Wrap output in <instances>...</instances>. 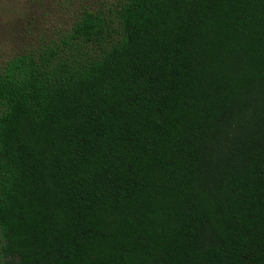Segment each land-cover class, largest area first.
<instances>
[{
  "label": "trees",
  "instance_id": "trees-1",
  "mask_svg": "<svg viewBox=\"0 0 264 264\" xmlns=\"http://www.w3.org/2000/svg\"><path fill=\"white\" fill-rule=\"evenodd\" d=\"M0 264H264V0H116L8 59Z\"/></svg>",
  "mask_w": 264,
  "mask_h": 264
},
{
  "label": "rangeland",
  "instance_id": "rangeland-1",
  "mask_svg": "<svg viewBox=\"0 0 264 264\" xmlns=\"http://www.w3.org/2000/svg\"><path fill=\"white\" fill-rule=\"evenodd\" d=\"M116 0H0V69L11 57L60 39L87 9Z\"/></svg>",
  "mask_w": 264,
  "mask_h": 264
}]
</instances>
